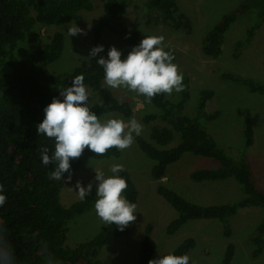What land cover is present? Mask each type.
<instances>
[{"label": "trees", "instance_id": "obj_1", "mask_svg": "<svg viewBox=\"0 0 264 264\" xmlns=\"http://www.w3.org/2000/svg\"><path fill=\"white\" fill-rule=\"evenodd\" d=\"M95 1L0 0V185L3 186L0 195L7 198L0 207V234L11 248L14 264H48L49 256L59 264H104L100 259L101 249L115 238L127 235L132 227L131 224L120 231L115 224L106 225L92 239L74 247L67 246L69 223L91 211L98 199L96 174L92 177L91 195L70 206H63L60 193L64 181L49 179L55 165L45 166L39 151L41 147H47L51 155L55 150L54 139L40 136L37 131V125L42 123L45 116L44 109L54 98L62 101L60 90L71 87L78 75H84L89 92L99 93L102 97L97 105L90 107L97 116L113 113L130 119L135 114L132 100L117 96L112 88L103 83L104 70L96 60L101 57L107 59V56L99 53L96 60L89 57L91 49L101 45L106 29L132 47L138 46L144 37L151 36L134 32L125 25L127 7L123 0H102L105 12L92 28L91 46L73 68L62 73L47 72V67L62 57L65 36L62 32H55L46 42L42 29L76 22L80 13L93 10ZM246 15H251L254 20L245 37L236 43L235 50L247 46L264 23V0H242L226 13L203 38V54L218 58L222 53L225 34L232 24ZM144 16L147 25L157 23L185 34L193 32V23L181 10L177 0H146ZM165 50L174 54L173 63L177 64V53L171 48ZM183 77L184 90L180 92L178 100L173 101L167 99L166 94H159L148 103L144 97L145 105L150 104L156 109L143 114L145 123H156L150 131V140L155 143H150L141 135L134 140L155 161L151 176L160 183L158 194L178 212V217L169 223L167 234L175 235L191 220L217 219L222 223L225 238L229 239L233 233L229 221L240 209L260 207L264 210V190L255 184L250 164L244 158L236 159L227 154L207 131L206 123L221 115L220 111L210 114L205 111L207 102L214 96L213 90L200 92L195 117L185 113L190 94L189 78ZM221 78L242 85L252 93L264 95V81L233 72H224ZM175 132L180 134L181 141L176 146L166 148L174 141ZM254 134L252 115L246 111L244 136L247 148L253 145ZM186 153L216 159L220 163L217 169L192 172L194 181L234 178L241 187L242 197L230 204L205 206L190 202L163 185L168 167ZM119 155L120 150L115 148L104 156L85 149L81 158L71 161V174L80 167L84 156L105 159ZM118 175L128 184L123 195L130 203L137 205L138 191L129 172L125 169ZM151 230L149 225L135 264H149L153 260L154 246L149 237ZM247 241L255 246L253 257L263 253L264 218ZM195 244L193 238H187L171 255H187ZM234 256L235 246L229 243L221 264H232Z\"/></svg>", "mask_w": 264, "mask_h": 264}, {"label": "rangeland", "instance_id": "obj_2", "mask_svg": "<svg viewBox=\"0 0 264 264\" xmlns=\"http://www.w3.org/2000/svg\"><path fill=\"white\" fill-rule=\"evenodd\" d=\"M145 1L123 0L127 7L125 25L139 34L163 36L165 49L171 48L177 53L179 71L189 78L190 96L185 106V113L188 116H196L202 90L214 91V96L207 102L205 111L208 114L220 111L221 115L206 123L207 131L227 154L236 159L244 158L250 164L255 184L259 189L264 190V95L252 93L242 85L227 82L221 78L222 73L233 72L264 81V23L256 31L252 41L236 51V43L245 37L254 20L251 15L239 18L225 34L221 55L218 58H212L203 54L201 50L203 38L242 0H177L181 10L193 23L191 34L175 31L157 23L147 25L144 16ZM104 12L105 4L102 0H96L93 10L80 13L76 22L42 29L46 42L55 32H62L65 36L63 55L47 67L49 74L66 72L85 56L91 46L92 28ZM74 24L87 34L69 37L68 28ZM100 46L104 48L101 54L107 57L108 51L115 46L122 53L123 60L134 48L121 42L108 29L103 33ZM113 90L117 96L134 102L133 117L142 125L141 136L154 144L155 142L150 140V131L156 123H145L143 114L154 112L156 109L150 104L145 105L142 95L124 88ZM89 93V106L93 107L101 101L102 97L96 92ZM166 97L173 101L178 100L180 92L174 91L171 95L166 94ZM246 111L252 115L255 132L254 143L249 148L245 146L244 136ZM100 118L102 121L118 118L126 123L131 119H124L113 113L104 114ZM180 141V134L175 132L174 141L166 148L176 146ZM114 164L123 165L129 172L138 191V200L134 213L136 220L132 223L129 233L115 238L101 249L100 259L104 264H135L140 244L147 235L149 225L152 227L149 237L154 246L153 260L171 255L185 239L193 238L196 244L195 248L187 254L190 257L189 264H221L229 243L235 246L232 264H264V251L258 257H253L255 246L247 241V237L255 232L264 218V210L260 207L240 209L230 219L233 233L229 239L225 238L222 223L217 219L191 220L175 235L169 236L167 227L178 217V212L158 194L157 187L160 183L151 176L155 161L140 149L135 140L131 147L120 151L117 157L97 159L84 156L80 167L71 174V182L64 183L60 193L61 204L70 206L80 200L78 189L75 188L76 183L81 182L86 188L92 183L96 170L103 171L106 178L113 176L110 169ZM219 166L220 163L216 159L186 153L179 161L168 167L167 178L162 183L186 200L200 205H222L238 201L243 193L234 178L203 182H197L191 178V173L196 170L217 169ZM68 175H64L63 181L67 180ZM105 226L106 224L102 223L97 216L94 205L91 211L76 217L69 223L66 244L74 247L90 240Z\"/></svg>", "mask_w": 264, "mask_h": 264}, {"label": "clouds", "instance_id": "obj_3", "mask_svg": "<svg viewBox=\"0 0 264 264\" xmlns=\"http://www.w3.org/2000/svg\"><path fill=\"white\" fill-rule=\"evenodd\" d=\"M69 37L86 35L87 33L76 24L68 28ZM163 36L144 37L122 60V53L115 46L108 51L107 59L95 58L104 51L103 46L91 49L90 58H94L104 70L103 83L113 89L124 88L142 95L148 103L159 94L171 95L174 91L184 90L183 74L177 64L173 63L175 56L166 51ZM84 75H78L72 81V86L60 90L63 100L54 98L44 109V119L37 125L38 134L54 139V152L49 155V148L41 147V159L45 166L54 164V170L49 174L50 180H63L70 183L71 161L78 160L85 149L95 155L104 156L115 148L120 151L128 149L134 143L136 136L141 135L142 125L133 117L127 123L120 119L101 120L89 106L90 93L85 86ZM123 165L114 164L110 171L114 174L105 177L103 171L96 170L95 211L102 223L115 224L124 231L135 222L137 205L130 203L123 195L128 188L124 178L118 173L124 171ZM75 188L81 200L91 195L93 184L85 188L77 182ZM0 192L3 186L0 185ZM6 196L0 195V207L6 203ZM188 255H167L150 260L149 264H189ZM0 264H14L11 248L0 234ZM48 264L54 262L51 256Z\"/></svg>", "mask_w": 264, "mask_h": 264}]
</instances>
